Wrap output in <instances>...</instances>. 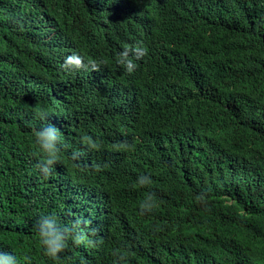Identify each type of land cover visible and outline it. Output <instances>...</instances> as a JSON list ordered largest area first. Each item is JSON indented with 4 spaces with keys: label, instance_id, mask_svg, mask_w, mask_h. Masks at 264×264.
Masks as SVG:
<instances>
[{
    "label": "trees",
    "instance_id": "obj_1",
    "mask_svg": "<svg viewBox=\"0 0 264 264\" xmlns=\"http://www.w3.org/2000/svg\"><path fill=\"white\" fill-rule=\"evenodd\" d=\"M47 123L63 147L45 177L33 128ZM45 214L85 236L55 262ZM0 251L264 264V0H0Z\"/></svg>",
    "mask_w": 264,
    "mask_h": 264
},
{
    "label": "clouds",
    "instance_id": "obj_2",
    "mask_svg": "<svg viewBox=\"0 0 264 264\" xmlns=\"http://www.w3.org/2000/svg\"><path fill=\"white\" fill-rule=\"evenodd\" d=\"M135 51L139 55H146L148 49L144 46H139ZM69 60L74 61L72 64L66 63L65 65L70 71H76L85 66L80 57H70ZM117 63L129 74L133 73L137 67L134 58L130 56L127 50L117 54ZM33 136L35 144L43 156L38 165L39 172L47 177L53 172L61 158L63 134L60 129L47 123L34 127ZM151 183L150 175L141 174L137 177L135 185L146 187ZM139 207L142 212H151L155 208V202L151 193L141 202ZM36 235L43 254L53 262L61 259V254L65 252L70 242L79 245L85 240L84 234L76 225L69 226L62 224L55 214H45L39 218ZM119 258L121 260L125 259L122 255ZM0 264H18V258L12 252L0 251Z\"/></svg>",
    "mask_w": 264,
    "mask_h": 264
}]
</instances>
